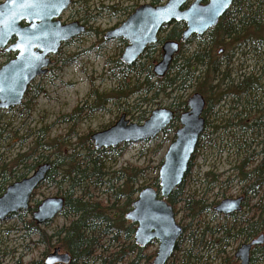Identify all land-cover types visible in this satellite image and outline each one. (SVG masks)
I'll return each instance as SVG.
<instances>
[{"label":"trees","instance_id":"trees-1","mask_svg":"<svg viewBox=\"0 0 264 264\" xmlns=\"http://www.w3.org/2000/svg\"><path fill=\"white\" fill-rule=\"evenodd\" d=\"M165 1L151 0V4L157 5ZM108 9L112 12H124L128 7L116 9L115 6H110ZM184 28L182 22L164 25L156 43L149 45L141 55L148 65L135 63L123 66L121 74L127 75L125 72L138 67L139 72L147 74L144 84H148L153 96L160 92L172 99L170 109L174 116L161 133L165 134L172 129L175 131L178 127L179 116L187 109L184 94L193 89V92L200 93L205 100L202 111L204 128L196 148L200 140L210 141L209 136L217 131H220L222 140L230 135L233 141L252 134V140H256L261 148L256 153H243L233 167L234 176L227 180L231 182L235 178L240 183V193L244 195L243 209L222 217L223 221L213 227L201 226L188 232L187 238L191 243L188 248L182 246L188 224L183 225L181 236L166 264L169 260L177 264L199 262L201 257L193 252V248L195 241L201 243L204 237L209 238L205 244L220 246V250L216 251L223 253L224 246L231 242L239 245L262 234L263 243L250 250L249 261L252 264L260 255L264 256V0H233L231 7L224 12L213 29L203 36H192L186 42L181 41ZM161 34H164L163 37ZM165 40L178 42L179 49L168 71L159 77L152 68L161 54L156 46ZM120 41L124 43L123 40ZM192 41H195L193 48L183 51L184 45ZM238 52L242 55L251 53L255 58L249 70L248 67H243V62L233 67L232 59ZM2 53L0 51V57L3 55L6 60L13 56L12 53ZM119 63L117 60L116 64ZM150 77L155 81H148ZM119 82L118 88L121 90L123 82L128 85L130 80L125 76L123 82ZM28 89L29 87L26 92ZM120 93H124V90ZM103 99L108 98L105 96L102 102ZM75 110L68 117H73ZM89 135L79 138L76 146H81V149L75 150L73 147H65V139H49L45 136V130H38V135L34 136V146L28 152L18 154L9 162L0 158V195L12 180L28 176L38 165L47 162L50 168L42 183L54 184L62 190L64 206L59 215L66 223L47 234L45 227L52 220L43 225L33 220L32 215L39 203L36 201L31 204L35 190L28 208L10 215L18 218L28 235L37 236L42 241L45 246L42 254H47L58 246L68 254L69 260L67 263L57 264H150L149 260L155 252L145 254L147 246L140 247L134 242L135 225L125 217L132 201L143 188L137 182L139 177L145 175L144 171L134 170L125 174L121 169L109 172L104 161L115 148L95 149L89 142ZM237 148L241 149V146L238 145ZM259 153L261 157L255 159ZM194 155L195 151L187 172L192 167ZM154 169L155 174L148 186L157 189L158 166ZM205 175L207 178L212 173L206 172ZM114 180L119 181V184H115ZM183 181L167 198L174 214L176 215L175 204L180 200L185 202L187 210H191V220L199 219L203 211L215 214L213 206L218 202L216 199L208 202L206 198H182ZM100 192L106 197L97 195ZM28 214L31 215L29 219L26 217ZM223 261L227 263L229 260L223 256ZM232 261L237 264V260L232 258ZM33 264L44 262L39 260Z\"/></svg>","mask_w":264,"mask_h":264},{"label":"rangeland","instance_id":"rangeland-1","mask_svg":"<svg viewBox=\"0 0 264 264\" xmlns=\"http://www.w3.org/2000/svg\"><path fill=\"white\" fill-rule=\"evenodd\" d=\"M145 3H151V0H74V4L61 14L60 20L65 23L78 19L84 12L91 14L94 19L90 21L86 32L63 43L57 53L50 57L51 63L46 73L31 82L19 106L0 110L1 160L9 162L18 154L32 149L38 130H45V136L49 139H65L67 149L73 147L79 150L81 146L77 147L76 144L80 137L108 128L122 114L129 122L142 124L152 110L172 107L170 97L160 92L153 96L148 84H144L147 74L139 72L138 67L125 72L127 75L121 74L120 69L126 65L121 62L120 56L126 42L104 39L106 31L119 26L128 17L130 10L112 12L108 7L129 8ZM194 43L195 41L185 44L183 51H190ZM160 46L157 45L156 50H160ZM117 60L119 64H116ZM232 60L233 67L243 62V67H248L249 70L255 58L251 53L242 55L238 52ZM5 61L6 58L2 55L0 65ZM135 63L148 65L142 56L130 66ZM125 76L130 80L128 85H124ZM147 80L155 81L151 77ZM119 81L123 82L121 90L124 93H120ZM192 93L193 89H190L184 94V99L187 101ZM105 96L108 99H103L102 102ZM74 110L75 115L68 117ZM172 130L165 134L159 133L153 139L119 145L110 151L109 157L104 161L105 167L111 173L121 169L125 174L143 170L145 175L138 178L137 184L148 186L155 174L154 168H159L168 145L174 139L175 131ZM220 135V131H217L209 136L210 141H199L192 167L183 181L182 198H206L210 202L213 199L219 201L224 197H235L240 193L241 185L237 179L234 178L231 182L227 180L234 176L233 167L243 153H256L261 147L256 140H252V134L235 141L230 135L222 140ZM89 142L92 145L90 139ZM238 145L241 149L237 148ZM260 157L259 153L255 159ZM206 172L212 175L206 178ZM114 183L119 184V181L114 180ZM97 195L106 197L101 192ZM48 197H63L62 190L54 184L42 183L35 190L31 204ZM175 209L176 221L182 225L188 224L184 234L186 238L188 232L191 233L197 227H213L223 221L221 215L204 211L200 213L199 219L191 220V210H187L182 200L175 204ZM26 217L29 219L31 215ZM64 223L66 220L58 215L45 227V232L50 234ZM185 236L182 246L188 248L191 243ZM207 240L209 238L204 237L201 243L195 241L193 252L201 257V262L195 264H222V253L216 251L220 250V246L211 247L204 243ZM237 246V242H231L224 246V252L233 255ZM44 248L37 236L26 233L17 217L8 216L0 221V264H33L46 257V253L42 254ZM155 249L156 244L153 242L145 248L144 253H153ZM152 258L149 260L150 264ZM167 264L177 263L169 260ZM252 264H264V256L260 255Z\"/></svg>","mask_w":264,"mask_h":264},{"label":"water","instance_id":"water-1","mask_svg":"<svg viewBox=\"0 0 264 264\" xmlns=\"http://www.w3.org/2000/svg\"><path fill=\"white\" fill-rule=\"evenodd\" d=\"M71 0H2L0 1V51L14 56L0 66V110L19 106L26 89L39 75L46 73L50 56L60 46L84 33L78 22L62 23L59 19ZM233 0H166L162 4L139 5L119 26L104 34L105 40L122 39L126 45L120 60L130 66L144 50L157 41L160 29L172 22H182L185 28L181 41L191 36H202L213 29ZM161 55L152 70L163 76L169 69L179 43L165 40ZM221 51V50H220ZM187 109L179 116V127L168 145L157 171L158 192L151 186L142 188L125 214L135 224L133 239L140 247L156 242L152 264H165L181 234L173 209L167 203L172 191L183 181L198 139L204 128L203 96L193 92L187 98ZM169 108H157L142 123H132L122 114L117 121L103 130L90 134L95 149L115 148L123 143L155 138L173 119ZM50 164L38 165L28 176L15 180L0 195V221L25 210L31 194L44 180ZM242 197L224 198L214 211L229 215L241 209ZM62 197H48L39 202L32 218L37 223L53 220L63 209ZM263 243V235L242 243L234 256L239 264H250V250ZM69 256L54 247L44 258V264L67 263Z\"/></svg>","mask_w":264,"mask_h":264},{"label":"flooded vegetation","instance_id":"flooded-vegetation-1","mask_svg":"<svg viewBox=\"0 0 264 264\" xmlns=\"http://www.w3.org/2000/svg\"><path fill=\"white\" fill-rule=\"evenodd\" d=\"M74 4V0H71V2H70V5L69 6H71V5H73ZM138 6H136V7H129L128 9H130L129 10V13H128V16L137 8ZM92 19H94V17L91 15V14H88L87 12H84L82 15H80L79 16V18L78 19H75L74 21H76V22H78V24H81L83 27H84V32H86L88 29H89V26H90V21L92 20ZM71 22H73V21H71ZM1 52H3V51H1ZM4 53V52H3ZM174 191V190H173ZM172 191V192H173ZM170 196V195H169ZM236 197H242V200H241V203H240V206H241V209L239 210V211H241L242 209H243V206H242V203H243V199H244V195L243 194H241V193H239L238 195H236L235 197H224V198H236ZM224 198H222V199H224ZM221 199V200H222ZM221 200H219L216 204H214V206L215 205H217ZM168 203V202H167ZM169 204V203H168ZM214 206H213V211H214ZM172 207V206H171ZM173 209V208H172ZM174 211V210H173ZM239 211H236V212H239ZM215 212V211H214ZM236 212H234V213H236ZM216 214H218V215H221L222 217H224V216H230V215H232V214H234V213H231V214H229V215H223V214H219V213H217V212H215ZM179 225H180V227H181V233H182V229H183V225L182 224H180V222H178V221H176ZM180 236H181V234H180ZM179 236V237H180ZM178 237V238H179ZM178 240V239H177ZM177 242V241H176ZM242 243H245V242H242ZM241 243V244H242ZM176 244V243H175ZM241 244H239L238 246H237V248L241 245ZM60 248V247H59ZM175 248V247H174ZM236 248V249H237ZM60 250L62 251V252H65V251H63L61 248H60ZM236 251V250H235ZM173 252H174V250H173ZM173 252H172V254H173ZM226 253V254H225ZM235 253V252H234ZM171 254V255H172ZM228 254V252H223L222 253V257L223 256H225V257H227V260H229V261H227V263H225L224 261L222 262V264H233V261H232V258H233V260L235 259V260H237V262H238V264H239V260L234 256V254H233V256H232V254H230V255H227ZM154 257V256H153ZM228 257H229V259H228ZM153 259V258H152ZM230 260H231V262H230ZM168 261V260H167ZM166 261V262H167ZM58 263H62V262H58ZM55 264H57V263H55ZM151 264H152V261H151ZM166 264V263H165Z\"/></svg>","mask_w":264,"mask_h":264}]
</instances>
